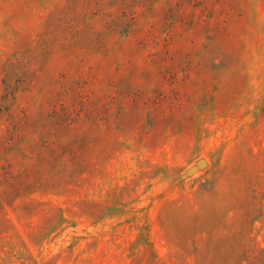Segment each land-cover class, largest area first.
I'll list each match as a JSON object with an SVG mask.
<instances>
[{
	"label": "rangeland",
	"instance_id": "rangeland-1",
	"mask_svg": "<svg viewBox=\"0 0 264 264\" xmlns=\"http://www.w3.org/2000/svg\"><path fill=\"white\" fill-rule=\"evenodd\" d=\"M0 264H264V0H0Z\"/></svg>",
	"mask_w": 264,
	"mask_h": 264
},
{
	"label": "water",
	"instance_id": "water-1",
	"mask_svg": "<svg viewBox=\"0 0 264 264\" xmlns=\"http://www.w3.org/2000/svg\"><path fill=\"white\" fill-rule=\"evenodd\" d=\"M205 165V163L203 162V161H200L199 163H198V167H203ZM194 170H196V168L195 167H193V168H191V172H193Z\"/></svg>",
	"mask_w": 264,
	"mask_h": 264
}]
</instances>
